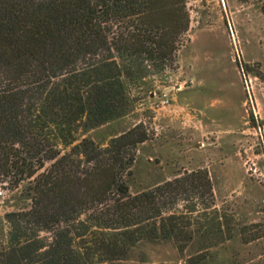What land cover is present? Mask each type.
I'll return each mask as SVG.
<instances>
[{"label":"trees","instance_id":"16d2710c","mask_svg":"<svg viewBox=\"0 0 264 264\" xmlns=\"http://www.w3.org/2000/svg\"><path fill=\"white\" fill-rule=\"evenodd\" d=\"M160 1L0 0V171L15 168L18 184L32 185L30 207L7 214L0 264H147L136 262L138 249L162 240L185 264L211 256L189 242L215 227L191 229L175 211L181 197L212 191L206 170L133 192L127 177L147 140L142 126L108 143L79 137L126 115L133 85L174 63L189 20L176 21L173 8L167 22ZM240 237L249 248L264 228ZM247 251L230 264H264V249Z\"/></svg>","mask_w":264,"mask_h":264},{"label":"rangeland","instance_id":"374dc122","mask_svg":"<svg viewBox=\"0 0 264 264\" xmlns=\"http://www.w3.org/2000/svg\"><path fill=\"white\" fill-rule=\"evenodd\" d=\"M159 4L167 22L173 8L179 10L176 21L188 16L174 63L133 85L134 102L126 115L79 137L108 143L115 134L142 126L147 140L137 146L127 177L133 192L206 170L212 193L201 187L181 197L175 211L191 222V229L215 227L212 237L196 231L189 242L194 249L210 248L211 256L202 264H230L235 254L249 256L250 249L252 256L264 249V239L247 248L240 237L242 228H264V0ZM163 94L171 104L157 111ZM18 180L15 168L0 174V249L7 245V214L26 210L32 202L30 180ZM177 249L171 240L147 243L135 260L185 264Z\"/></svg>","mask_w":264,"mask_h":264},{"label":"built area","instance_id":"2783aa9c","mask_svg":"<svg viewBox=\"0 0 264 264\" xmlns=\"http://www.w3.org/2000/svg\"><path fill=\"white\" fill-rule=\"evenodd\" d=\"M171 104L170 102V98L168 97L167 94H163L161 98H159V101L156 102L155 104V110L160 111L163 110L167 107H169ZM252 167H256V164L253 163V165H251ZM0 193L2 194L3 192L0 191Z\"/></svg>","mask_w":264,"mask_h":264}]
</instances>
